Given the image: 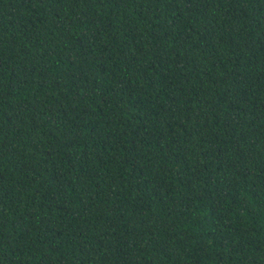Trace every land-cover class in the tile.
I'll use <instances>...</instances> for the list:
<instances>
[{
	"label": "trees",
	"instance_id": "1",
	"mask_svg": "<svg viewBox=\"0 0 264 264\" xmlns=\"http://www.w3.org/2000/svg\"><path fill=\"white\" fill-rule=\"evenodd\" d=\"M0 264H264V0H0Z\"/></svg>",
	"mask_w": 264,
	"mask_h": 264
}]
</instances>
